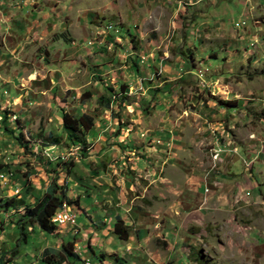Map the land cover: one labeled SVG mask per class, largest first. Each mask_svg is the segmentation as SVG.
Instances as JSON below:
<instances>
[{
    "label": "rangeland",
    "instance_id": "1",
    "mask_svg": "<svg viewBox=\"0 0 264 264\" xmlns=\"http://www.w3.org/2000/svg\"><path fill=\"white\" fill-rule=\"evenodd\" d=\"M22 5L38 13L35 27L25 39L21 34H11L16 32L13 18L4 15L10 7L0 6V26L7 22L10 26L7 34L0 33L4 45L0 49V70L16 79L14 86L6 83L9 86L5 87L0 80V205L5 198L17 195L32 204L54 180L57 186L65 187L62 184L67 179L69 186L76 188L75 193L80 186L90 187L92 179L114 182L123 173L128 174L124 178L126 191L139 195L137 184L129 189L134 178L142 180L134 175L139 173L124 164L117 173L111 171L110 165L115 164L106 151L109 142L123 134L121 130L130 135L135 131V126L125 130L131 123L144 128L138 134L151 150L161 145L169 149V139L145 129L152 126L156 109L166 110L169 118L188 110L186 118L193 119L190 112L197 114L193 122L201 121L202 126L206 119L210 121L206 114L210 108L233 106L221 101H234L232 97L238 95L244 102L242 114L247 120L243 123L247 125L258 116L262 121L252 130L264 132V1L22 0L16 9ZM110 22L113 24L106 25L108 30L117 33L102 30L108 36H100V27ZM13 40L23 41L21 47ZM147 83L153 85L148 90ZM100 95L110 97L108 107L97 102ZM8 111L16 114L13 120H9L12 117L8 118ZM64 112L72 117H93L90 128H78L74 120L70 121L78 135L83 134V140L73 143L67 137L62 124ZM225 115L221 118L216 113L213 118L227 123ZM19 128L23 144L15 136ZM49 133L57 139L56 144L46 138ZM260 147L264 150V139ZM213 149L216 147H209L210 171L217 169L224 153L221 149L220 159L215 161L211 157ZM228 151L236 153L235 147ZM70 162L73 165L66 174L64 166ZM242 163L246 168L252 159L243 158ZM259 170L263 188L264 163ZM15 189L20 193L15 194ZM74 196L65 194L62 202L72 208L67 200L74 201ZM257 207L258 213L241 209L234 214L233 227H206L211 237L200 234L203 230L192 224L186 226L200 236H187L178 244L189 247L188 256L180 257L179 264H264V195ZM22 209L13 207L3 223L16 224ZM186 223L183 217V225ZM11 225L2 240L10 239ZM1 226L0 222V230ZM61 228L56 227L52 233L37 230L30 237L33 244L25 239L18 240L19 244L15 241L12 253H3L0 244V264L52 260L54 256L43 253V247L60 249L55 243L60 241L57 234ZM189 240L193 241L189 244ZM159 242L166 251L167 242Z\"/></svg>",
    "mask_w": 264,
    "mask_h": 264
},
{
    "label": "crops",
    "instance_id": "2",
    "mask_svg": "<svg viewBox=\"0 0 264 264\" xmlns=\"http://www.w3.org/2000/svg\"><path fill=\"white\" fill-rule=\"evenodd\" d=\"M21 1L9 0L4 4V0H0V6L10 7L7 12L9 14L5 13L4 15L13 18L14 27L12 29L16 32L13 31L11 34H21L25 39L29 38V33L35 27L38 13L35 10L23 8L24 5L16 9L15 5ZM258 1L263 2L264 0ZM111 24L113 23H106L100 28ZM0 27L1 34H7V30L10 28L8 22L5 25L1 24ZM102 30L99 29L100 36H108L102 33ZM3 40L6 41V39ZM22 42L20 40L18 43H14L21 47ZM2 44L0 39V49L4 47ZM4 73L6 71L1 69V85L9 86L5 85L8 83L14 86L16 79L6 77ZM134 83L137 86L139 80H135ZM140 83L145 82L142 79ZM150 86L153 85L147 83L146 90ZM139 94L144 95L142 92ZM26 95H29L27 91ZM237 96L232 97L235 104L233 106L210 108L206 113L210 116H207L210 121L206 119L205 125L202 126H200L201 121L193 122L197 114L190 112L194 116L193 119L186 118L188 110H183L182 114L174 113L175 118L167 117L166 110L156 109L153 111L150 123L152 126L145 127V129H150L154 135L169 139L171 144L169 149L161 145L160 147L156 146L158 147L156 149L152 147L151 150L146 141L139 137L138 130L142 131L144 129L142 126L138 123H131L130 128L125 125L126 131L133 129L134 126L135 131L130 135L128 132L124 134V131L121 130L123 134L109 142L106 152L108 158L115 164L114 166L110 165L113 168L111 171L114 170L117 173L118 169H122L120 168L121 164H124L125 168L129 167L134 173H139L134 175L141 178V182L134 178L129 189L137 184L140 194L132 196L126 191L124 187V178L128 176L126 173L117 175L114 182L100 177L92 179L89 182L90 187L80 186V189L78 188L75 193L72 192L76 188L70 187V182L65 179L62 184V186L66 185L62 187L64 193L70 196L75 194L74 201L70 202L75 211V227L72 230L74 234L71 231L65 232V224L62 225V230L57 234L60 241L58 240L55 246L61 245L62 240H72L74 242L73 250L77 245L79 252L74 254L76 256L70 255L65 260L58 262L56 254L60 249L47 245L43 247V253H50L53 256L55 253V256L52 260H48V263L46 259L37 263L83 264L84 258H90L91 260H86V264H166V260L171 261L168 264H179L180 257L188 256L187 249L189 247L178 244L183 242L187 236L190 238L200 236L199 233L188 230L186 226L189 224L196 226L200 231L203 230L200 233L203 236L211 237V232L207 231L206 227L215 224L218 227H228L229 225L233 227L234 214L238 211L241 212V209L248 212L256 210L258 213L259 206L257 207V205H260L261 197L264 195V187L261 188L259 179V166L264 163V160L261 159V157L264 158V152H262L264 150L260 147V143L264 139V132L259 134L252 129H255L262 119L256 116V120L248 121L245 125L243 122L247 119L242 114L244 102ZM252 110L255 109L252 108ZM159 113L160 120L158 119ZM216 113L221 114V118L223 114H226L223 118L228 122L223 123L220 119L215 120L213 116ZM12 115L16 114L9 111L8 118H11ZM94 127L96 128L95 125ZM251 134L254 137H250ZM158 142L161 143L160 140ZM229 144L232 145L229 146ZM210 146L224 149L222 160L218 161L215 171H210ZM163 147L166 150L162 149ZM232 147H235V154L228 151ZM243 158L252 159L251 165L245 168L242 163ZM101 181H103V185ZM49 185L46 184L44 192L47 191ZM206 186H208V192L204 191ZM14 193L19 194L20 191L15 189ZM16 197H21V195ZM136 199L139 201H135ZM25 202L27 203L26 199ZM63 208L73 211L69 204L64 203L58 212ZM10 211L12 210H4L0 206V222L2 223L0 244L3 251L14 248L15 241L20 243L17 238L18 230L14 223L10 224L12 229L10 239L2 240L9 230L8 226L10 225L4 224L6 223L4 219ZM183 217L187 220L185 225H183ZM117 222L124 225L125 234L118 235L115 232L114 227ZM37 230L42 232L36 225L28 227L27 231L30 232H26V243L32 242L33 244L34 241L33 239L30 241V237L37 234L39 232ZM159 240H162V244L167 242L166 251H163L164 248L160 246ZM192 241L189 240L188 243L190 244ZM32 244L29 245L33 246ZM25 252L28 253V251ZM1 253L2 250H0V256ZM190 263L197 264V261Z\"/></svg>",
    "mask_w": 264,
    "mask_h": 264
},
{
    "label": "trees",
    "instance_id": "3",
    "mask_svg": "<svg viewBox=\"0 0 264 264\" xmlns=\"http://www.w3.org/2000/svg\"><path fill=\"white\" fill-rule=\"evenodd\" d=\"M97 102L105 107L109 106L110 103V97H106L105 95H100L97 99ZM223 105H228V104H234V101H221ZM6 114V112H5ZM9 114V111H8ZM71 120H74L78 128H90L93 125V117L87 115V114H81L76 117H72L68 115V113L64 112L62 114V124L65 132L67 133V137L71 139L73 143L75 141H80L83 140V134H80L82 137L78 135V131L75 127H73L70 123ZM20 130V128H19ZM12 133V130L10 131ZM16 138L20 141V143L23 142V134L22 131L20 130L17 135H15ZM47 139L53 140L52 142H55L56 144L58 141L52 135L49 133ZM47 145V144H46ZM73 164L67 163V165L64 166L66 174L69 172L71 166ZM65 193L64 189L60 186H57L55 183V180L52 181V183L49 185L47 191L43 192L41 197L36 200L32 204H28L25 202V199L21 197H8L5 198L4 201L1 203V207L6 208V209H12L15 206H21L22 212L20 213L21 215L18 217L16 220V228L18 230V240H23L25 239L27 235V229L29 226L37 225V227L46 233H52L56 227L52 221V215H55L58 210L62 207V204H64L62 201H65ZM69 203L71 201L67 200ZM66 201V202H67ZM71 204V203H70ZM61 205V207H60ZM120 225V226H119ZM122 229H121V228ZM124 225L120 222H117L115 224L114 230L118 235H123L125 234V229ZM123 230V233H122ZM122 233V234H121ZM73 245L74 242L72 240L68 241H61L60 245V251L56 254L57 261L61 262L67 258V256L74 255L73 253ZM14 250H11L9 253H12ZM3 253H7V251H3ZM2 256V255H1ZM4 255L3 260L6 259ZM55 256V253H54ZM76 256V255H74ZM55 260V259H54ZM48 263V260L46 261ZM50 262V261H49Z\"/></svg>",
    "mask_w": 264,
    "mask_h": 264
},
{
    "label": "built area",
    "instance_id": "4",
    "mask_svg": "<svg viewBox=\"0 0 264 264\" xmlns=\"http://www.w3.org/2000/svg\"><path fill=\"white\" fill-rule=\"evenodd\" d=\"M100 29H103V31H108L109 34L110 33H117V32H114V30H108V26H104L103 28H100ZM9 120H13V116H12V119H9ZM221 152H222L221 148L216 147V149H214V151L212 152L211 157H213V159L215 161H217L220 159ZM204 191L208 192L209 189L206 187L204 189ZM52 217H58V223H65V232L71 231L75 227V225H74L75 216H67V214L64 212V208H63L60 215H52ZM73 251L79 252V247L74 246ZM83 264H86V258H84Z\"/></svg>",
    "mask_w": 264,
    "mask_h": 264
},
{
    "label": "bare ground",
    "instance_id": "5",
    "mask_svg": "<svg viewBox=\"0 0 264 264\" xmlns=\"http://www.w3.org/2000/svg\"><path fill=\"white\" fill-rule=\"evenodd\" d=\"M63 210V209H62ZM62 210L60 211V212H57L55 215H60L61 214V212H62ZM64 212L67 214V216H75V213L72 211V210H70V209H65L64 208ZM75 219V218H74ZM52 221H53V223L56 225V226H62V225H64L65 223H58V217H53L52 218Z\"/></svg>",
    "mask_w": 264,
    "mask_h": 264
}]
</instances>
